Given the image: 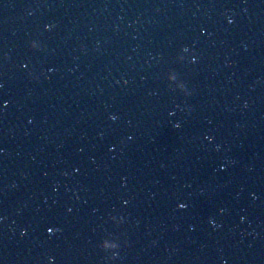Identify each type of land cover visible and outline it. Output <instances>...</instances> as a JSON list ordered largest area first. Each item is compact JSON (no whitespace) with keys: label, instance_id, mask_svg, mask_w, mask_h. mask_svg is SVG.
Masks as SVG:
<instances>
[{"label":"clouds","instance_id":"9594fccd","mask_svg":"<svg viewBox=\"0 0 264 264\" xmlns=\"http://www.w3.org/2000/svg\"><path fill=\"white\" fill-rule=\"evenodd\" d=\"M230 19H231V17H230ZM31 43H32L33 46H36V41H35V40L31 41ZM173 78H174V77H173ZM7 103H8V101L5 100V101H4V104H7ZM112 118H113V119H116V116H115V115H112ZM181 206L183 207L184 205H181ZM213 223H215V221H213Z\"/></svg>","mask_w":264,"mask_h":264},{"label":"snow or ice","instance_id":"6c2138e0","mask_svg":"<svg viewBox=\"0 0 264 264\" xmlns=\"http://www.w3.org/2000/svg\"><path fill=\"white\" fill-rule=\"evenodd\" d=\"M5 101V100H4ZM4 101H3V103H4ZM187 205H184L183 207H186ZM47 231L48 232H54L55 231V228L53 227V226H49L48 228H47Z\"/></svg>","mask_w":264,"mask_h":264}]
</instances>
